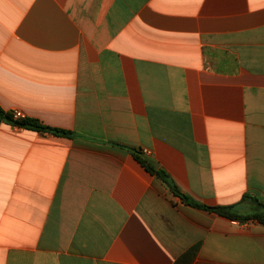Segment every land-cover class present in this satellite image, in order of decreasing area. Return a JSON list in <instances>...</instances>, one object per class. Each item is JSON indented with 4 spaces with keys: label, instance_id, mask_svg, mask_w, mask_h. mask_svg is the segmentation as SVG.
<instances>
[{
    "label": "crops",
    "instance_id": "1",
    "mask_svg": "<svg viewBox=\"0 0 264 264\" xmlns=\"http://www.w3.org/2000/svg\"><path fill=\"white\" fill-rule=\"evenodd\" d=\"M0 264H264V0H0Z\"/></svg>",
    "mask_w": 264,
    "mask_h": 264
},
{
    "label": "trees",
    "instance_id": "2",
    "mask_svg": "<svg viewBox=\"0 0 264 264\" xmlns=\"http://www.w3.org/2000/svg\"><path fill=\"white\" fill-rule=\"evenodd\" d=\"M2 123L11 124L19 128L35 130L38 132H49L57 136L71 135L70 133L64 130L45 126L42 123H40L38 120L33 118L25 117L22 119H16L14 118L12 111H4L0 107V124ZM134 156L142 164V166L146 168L147 171L156 175L170 190V192L173 193V195L179 197L184 203L194 207L212 211L214 213H217L221 216L227 217L232 220H239V221L255 220L264 224V205L259 204L258 205L259 209L252 213L240 214L235 210L233 206H206L203 204H199L193 199H191L189 196H187L186 194L182 193L164 170L155 169L153 162L144 158L140 150H135Z\"/></svg>",
    "mask_w": 264,
    "mask_h": 264
},
{
    "label": "built area",
    "instance_id": "3",
    "mask_svg": "<svg viewBox=\"0 0 264 264\" xmlns=\"http://www.w3.org/2000/svg\"><path fill=\"white\" fill-rule=\"evenodd\" d=\"M13 116L16 119L25 118L24 114L21 111H19V110L13 111ZM140 151H141V154L143 156H148L150 154V151L148 149H146V148H142V149H140Z\"/></svg>",
    "mask_w": 264,
    "mask_h": 264
},
{
    "label": "rangeland",
    "instance_id": "4",
    "mask_svg": "<svg viewBox=\"0 0 264 264\" xmlns=\"http://www.w3.org/2000/svg\"><path fill=\"white\" fill-rule=\"evenodd\" d=\"M251 210H252V211H251V213H252V212H254V211H257L258 208H252Z\"/></svg>",
    "mask_w": 264,
    "mask_h": 264
},
{
    "label": "water",
    "instance_id": "5",
    "mask_svg": "<svg viewBox=\"0 0 264 264\" xmlns=\"http://www.w3.org/2000/svg\"><path fill=\"white\" fill-rule=\"evenodd\" d=\"M153 165H154V167H155V168H158V164H156V163H153Z\"/></svg>",
    "mask_w": 264,
    "mask_h": 264
}]
</instances>
